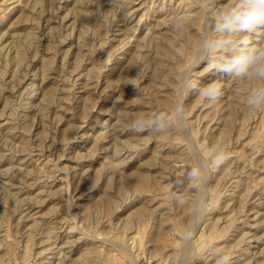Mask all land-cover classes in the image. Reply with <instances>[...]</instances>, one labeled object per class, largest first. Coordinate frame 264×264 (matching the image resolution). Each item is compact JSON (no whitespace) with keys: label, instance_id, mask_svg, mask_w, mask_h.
Instances as JSON below:
<instances>
[{"label":"rangeland","instance_id":"obj_1","mask_svg":"<svg viewBox=\"0 0 264 264\" xmlns=\"http://www.w3.org/2000/svg\"><path fill=\"white\" fill-rule=\"evenodd\" d=\"M199 3L0 0V264H264L260 82L193 67Z\"/></svg>","mask_w":264,"mask_h":264},{"label":"clouds","instance_id":"obj_2","mask_svg":"<svg viewBox=\"0 0 264 264\" xmlns=\"http://www.w3.org/2000/svg\"><path fill=\"white\" fill-rule=\"evenodd\" d=\"M201 15L214 23L205 25L196 49L193 67L203 64L213 67L236 81H259L257 87L247 93L246 105L250 112L264 108V0H225L219 7L215 0H200ZM190 14L179 13L173 18L171 28L177 33L186 31ZM196 90L200 98L215 105L223 96L221 84L212 81L197 88L194 80L184 78L181 91ZM187 114L181 104H177L175 116L182 120ZM159 127L155 122L138 121L137 129ZM229 159L227 151L217 154L216 163L224 164ZM197 176L196 170L192 172Z\"/></svg>","mask_w":264,"mask_h":264},{"label":"bare ground","instance_id":"obj_3","mask_svg":"<svg viewBox=\"0 0 264 264\" xmlns=\"http://www.w3.org/2000/svg\"><path fill=\"white\" fill-rule=\"evenodd\" d=\"M104 6H105V5H104ZM126 11H127V10H126ZM40 12H41V11H40ZM54 12H55V11H54ZM121 13H122V11H121ZM126 18H127V17H126ZM82 25H83V24H82ZM23 28H24V27H23ZM81 29H82V28H81ZM105 29H106V28H105ZM29 30H30V29H29ZM36 34H37V33H36ZM39 36H40V35H39ZM30 37H31V36H30ZM34 39H35V38H34ZM15 42H16V41H15ZM76 42H77V41H76ZM17 43H18V42H17ZM9 44H10V43H9ZM77 46H78V44H77ZM179 47H180V46H179ZM175 51H176V50H175ZM9 52H10V51H9ZM108 52H109V51H108ZM4 53H5V52H4ZM109 53H110V52H109ZM13 57H14V56H13ZM91 60H92V59H91ZM191 63H193V62H191ZM23 76H24V75H23ZM48 96H49V95H48ZM42 101H43V100H42ZM52 101H53V100H52ZM45 105H46V104H45ZM40 113H41V112H40ZM24 115H25V114H24ZM244 124H245V123H244ZM5 142H6V141H5ZM28 154H29V153H28ZM198 177L201 178V179H204L203 176H202V174H201V171H200V170L198 171ZM27 184H28V183H27ZM167 185H168V186H169V185H172V186H173L172 181L169 180L168 183H167ZM249 192H250V191H249ZM258 212H259V211H258ZM255 216H256V215H255ZM61 218H62V217H61ZM260 222H261V221H260ZM47 228H48V227H47ZM76 228H77V227H76ZM79 231H80V229H79ZM68 243H69V242H68ZM125 249H126V248H125ZM127 249H128V248H127ZM127 249H126V250H127ZM60 251H61V250H60ZM111 251H112V250H111ZM126 253H127V252H126ZM261 253H262V252H261ZM59 255H60V253H59ZM109 256H110V255H109ZM106 257H107V256H106ZM112 257H113V255H112ZM130 257H131V256H130ZM151 257H154V256L151 255ZM113 258H114V257H113ZM107 259H109V258H107ZM191 259H192V258L189 257V259H186L185 262H184L183 264H190ZM132 261H134L133 264H136V259H133ZM105 262H107V261L105 260Z\"/></svg>","mask_w":264,"mask_h":264}]
</instances>
